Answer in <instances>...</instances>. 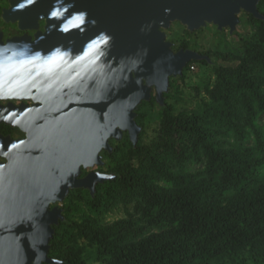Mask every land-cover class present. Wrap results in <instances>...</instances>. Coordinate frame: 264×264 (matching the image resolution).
<instances>
[{
	"label": "water",
	"instance_id": "water-1",
	"mask_svg": "<svg viewBox=\"0 0 264 264\" xmlns=\"http://www.w3.org/2000/svg\"><path fill=\"white\" fill-rule=\"evenodd\" d=\"M38 30L0 43V95L49 90L48 116L38 123L45 139L47 173L32 183L3 184L0 264H61L50 257L61 206L74 190L95 195L114 174L92 171L125 134L136 145L138 109L152 100L164 107L171 79L192 62L211 58L174 50L166 31L180 23L190 32L214 25L236 32L240 16L264 20L260 0H18ZM82 17L77 21L76 17ZM45 20L44 31L38 21ZM65 90V92L63 91ZM62 92L65 93L62 98ZM52 207V208H51Z\"/></svg>",
	"mask_w": 264,
	"mask_h": 264
},
{
	"label": "trees",
	"instance_id": "trees-1",
	"mask_svg": "<svg viewBox=\"0 0 264 264\" xmlns=\"http://www.w3.org/2000/svg\"><path fill=\"white\" fill-rule=\"evenodd\" d=\"M258 8L264 15V0ZM243 15L250 22L241 18L238 27L246 32L234 34L227 63L215 65V84L206 87L211 101L179 114L165 103L152 142L140 136L134 145L127 135L125 147L113 148V161L121 155L110 169L115 179L93 196L71 191L50 257L61 264H214L249 254L252 264H264V20ZM118 205L134 213L100 223Z\"/></svg>",
	"mask_w": 264,
	"mask_h": 264
},
{
	"label": "flooded vegetation",
	"instance_id": "flooded-vegetation-1",
	"mask_svg": "<svg viewBox=\"0 0 264 264\" xmlns=\"http://www.w3.org/2000/svg\"><path fill=\"white\" fill-rule=\"evenodd\" d=\"M18 2L0 0V43L7 44L9 40L17 37H34L38 32L28 27L33 22L30 9H25ZM38 23L39 29L44 31L45 20ZM42 88L43 94L45 93L44 102L40 101L37 89L25 94L15 91L14 95H0V215L8 210L10 215H13L16 211L2 207L3 184L32 183L43 179L47 173L44 166L46 138L43 135L44 129L41 130L38 123L40 121V124H43L48 116L46 102L50 92L46 85ZM64 92L61 94L62 98L65 96ZM113 141H110L111 147ZM105 152L110 153H103ZM87 174L84 172L83 176Z\"/></svg>",
	"mask_w": 264,
	"mask_h": 264
},
{
	"label": "rangeland",
	"instance_id": "rangeland-1",
	"mask_svg": "<svg viewBox=\"0 0 264 264\" xmlns=\"http://www.w3.org/2000/svg\"><path fill=\"white\" fill-rule=\"evenodd\" d=\"M243 14L240 16V19L242 18L244 23L248 24V22H250L249 17ZM236 32L243 34L246 30L244 31L238 27ZM166 33L167 39L176 44L175 51L185 49L182 48V46L185 45L190 50L197 51L200 54L210 57L212 61L209 65L200 62L194 63L189 69L187 68V70H185L182 77L172 78L170 81L171 87L168 93L170 97L165 99V103L172 106L176 114H179L180 112L191 113L200 109L205 102L211 101L206 92V87L215 84V65L227 63L223 56H225L229 52V49L235 44L237 37L234 35L235 33L231 34L229 29L219 31L214 25H209L206 29L197 32H190L180 23H174ZM237 63L239 62L233 61L228 64L236 65ZM191 67H194V70L191 69ZM155 95L154 92L152 100L148 103L142 104L137 111V120L139 121V126L142 127V133L140 136H142L141 139L145 143H150L155 139L160 125V115L163 107L156 102ZM127 135L128 134H125L124 140L113 142L112 148L120 149L125 147L124 142ZM102 157L104 165L102 167L89 169L85 171V174L91 171H100L105 174H111L110 169H112L113 165L118 163L121 159V155H119L117 159L113 161L110 154L106 152L102 154ZM116 160L118 161L116 162ZM198 168L199 166H194L192 169L193 171H196ZM59 206L64 208L65 204L63 203ZM133 213L134 210L131 206L125 208L123 205H118L107 210L102 216L98 217V220L103 225H112L118 221L129 219L130 215ZM235 258L236 259L232 256H228L214 264H236L238 261L243 260H249V264H252V260H254V257H250L249 254L244 256L241 255L239 257L235 256ZM91 263L96 264L94 261H91Z\"/></svg>",
	"mask_w": 264,
	"mask_h": 264
},
{
	"label": "snow or ice",
	"instance_id": "snow-or-ice-1",
	"mask_svg": "<svg viewBox=\"0 0 264 264\" xmlns=\"http://www.w3.org/2000/svg\"><path fill=\"white\" fill-rule=\"evenodd\" d=\"M82 19H83V18L80 17V16H77V17H76V20H77V21H82Z\"/></svg>",
	"mask_w": 264,
	"mask_h": 264
},
{
	"label": "built area",
	"instance_id": "built-area-1",
	"mask_svg": "<svg viewBox=\"0 0 264 264\" xmlns=\"http://www.w3.org/2000/svg\"><path fill=\"white\" fill-rule=\"evenodd\" d=\"M191 69H193V70H194V67H191Z\"/></svg>",
	"mask_w": 264,
	"mask_h": 264
}]
</instances>
